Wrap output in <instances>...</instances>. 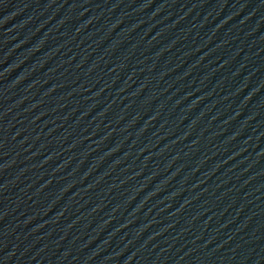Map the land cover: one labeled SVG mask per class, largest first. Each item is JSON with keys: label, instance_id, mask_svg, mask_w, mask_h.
Listing matches in <instances>:
<instances>
[{"label": "water", "instance_id": "water-1", "mask_svg": "<svg viewBox=\"0 0 264 264\" xmlns=\"http://www.w3.org/2000/svg\"><path fill=\"white\" fill-rule=\"evenodd\" d=\"M0 264H264V0H0Z\"/></svg>", "mask_w": 264, "mask_h": 264}]
</instances>
